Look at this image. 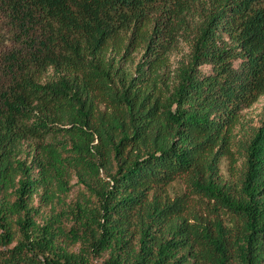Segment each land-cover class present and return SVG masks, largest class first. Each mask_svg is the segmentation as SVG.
<instances>
[{"label":"trees","instance_id":"1","mask_svg":"<svg viewBox=\"0 0 264 264\" xmlns=\"http://www.w3.org/2000/svg\"><path fill=\"white\" fill-rule=\"evenodd\" d=\"M0 11V264H264V117L238 183L218 172L264 95V0ZM182 175L213 218L166 195Z\"/></svg>","mask_w":264,"mask_h":264},{"label":"rangeland","instance_id":"2","mask_svg":"<svg viewBox=\"0 0 264 264\" xmlns=\"http://www.w3.org/2000/svg\"><path fill=\"white\" fill-rule=\"evenodd\" d=\"M9 32L6 25V21L0 11V57L5 53L10 43L8 41ZM188 47L183 46L181 50L173 55L171 58L172 67H175L176 63L187 55ZM139 55L135 57L137 61ZM236 65V64H235ZM204 72H209V66H203ZM264 117V95L261 96L256 103L251 107L243 110L239 117V122L235 125L232 135V145L230 147L231 152L222 156L219 163V177L223 181L234 184L238 183L241 175L244 171L245 163V146L247 141L252 136L253 132L261 125ZM216 151V150H215ZM221 156V154L219 155ZM78 188H74L72 194L67 198L66 202L75 200ZM166 195L173 199L176 196L184 195L186 197L187 211L185 216L189 217V213H196L205 218H213L214 213L208 208L212 203L204 197L200 192H197L191 185L188 175H182L175 179L167 188ZM37 205V201H34V206ZM37 223L42 224L40 218H36ZM103 259L98 260V264Z\"/></svg>","mask_w":264,"mask_h":264}]
</instances>
